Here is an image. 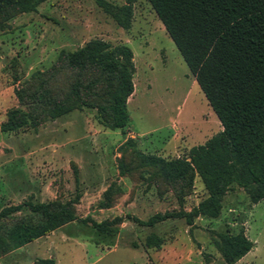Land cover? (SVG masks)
I'll return each mask as SVG.
<instances>
[{"label":"rangeland","instance_id":"374dc122","mask_svg":"<svg viewBox=\"0 0 264 264\" xmlns=\"http://www.w3.org/2000/svg\"><path fill=\"white\" fill-rule=\"evenodd\" d=\"M103 1L107 10L97 0H45L35 11L16 12L0 25V123L16 107L27 119L16 131L0 130V209L56 201L72 203L77 216L96 221L126 214L145 220L157 212L190 211L207 196L197 174L190 184L169 182L157 167L142 165L140 154L183 156L222 129L218 118L149 2L133 3L124 28L127 0ZM93 38L133 51L135 93L128 101L125 132L110 129L96 107L76 100L55 118L49 106L29 102L64 99L76 79L100 78L96 68L79 71L61 57ZM107 89L101 81L82 98L100 103ZM221 203L218 217L202 215L193 225L183 217L153 228L125 219L110 246L94 243L89 223L71 221L12 249L17 252L4 262L35 264L40 256L54 258L55 264H222L216 246L220 233L243 227L254 246L233 264H264V201L252 203L233 183ZM24 220L41 218L26 208L14 212L0 219V237ZM151 230L165 239L159 249L143 246ZM133 241L137 248L131 247Z\"/></svg>","mask_w":264,"mask_h":264},{"label":"trees","instance_id":"16d2710c","mask_svg":"<svg viewBox=\"0 0 264 264\" xmlns=\"http://www.w3.org/2000/svg\"><path fill=\"white\" fill-rule=\"evenodd\" d=\"M45 0H0V25L16 12H32ZM107 10V3L97 0ZM136 0L123 6L124 28L132 18ZM165 31L179 51L189 72L218 118L222 129L204 143L193 145L187 154L165 158L155 153H141V164L157 167L169 182H192L197 174L207 196L190 211L157 212L147 219L135 215H120L96 221L90 216L79 217L72 203L56 201H24L0 209V219L28 209L40 216L38 222L24 220L13 225L5 239L0 237V257L14 248L71 221L89 223L95 230L94 243L113 245L120 224L131 219L139 225L153 228L172 217H183L188 225L199 216L218 217L222 197L233 183L249 194L250 201H264V0H147ZM68 67L79 71L96 68L100 78L86 82L76 79L67 96L61 100L34 97L31 104L49 106L55 118L71 109L66 105L76 100L97 108L98 115L112 130L125 132L129 128L128 99L134 93L135 65L132 49L125 44L111 45L93 38L72 52H62ZM108 89L100 103L82 98L99 82ZM20 103L25 101L16 91ZM20 107L11 109L0 123L1 131H16L26 122ZM129 144L133 140L129 139ZM123 169V168H122ZM124 171V170H123ZM122 171V172H123ZM109 199V189L104 193ZM104 204V203H102ZM165 239L151 230L145 236L144 248L159 249ZM216 246L222 264H233L250 251L254 242L243 227L236 233H220ZM131 247L137 248L133 241ZM35 264H55L54 258H38Z\"/></svg>","mask_w":264,"mask_h":264},{"label":"crops","instance_id":"0c3cea01","mask_svg":"<svg viewBox=\"0 0 264 264\" xmlns=\"http://www.w3.org/2000/svg\"><path fill=\"white\" fill-rule=\"evenodd\" d=\"M194 78V77H193ZM135 89V88H134ZM135 93V92H134ZM133 93V94H134ZM130 99V98H129ZM129 99H128V101H129ZM37 239H35L34 241H32V242H29V243H27L26 245H24V246H22V247H20V248H23V247H25V246H28L29 244H31V243H33V242H35ZM15 252H17V250H14V251H11V252H9V253H7V254H5V255H3V256H1L0 257V264H5V260H6V258H7V256H10L11 254H14ZM38 258H43V257H37L36 259H38ZM15 262V261H14Z\"/></svg>","mask_w":264,"mask_h":264}]
</instances>
